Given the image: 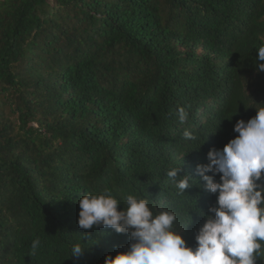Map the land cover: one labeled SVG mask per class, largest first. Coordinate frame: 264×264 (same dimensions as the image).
<instances>
[{
    "label": "trees",
    "instance_id": "1",
    "mask_svg": "<svg viewBox=\"0 0 264 264\" xmlns=\"http://www.w3.org/2000/svg\"><path fill=\"white\" fill-rule=\"evenodd\" d=\"M261 46L264 0H0V264L126 251L127 234L78 226L79 198L106 190L175 212L194 248L216 206L197 165L264 108Z\"/></svg>",
    "mask_w": 264,
    "mask_h": 264
},
{
    "label": "clouds",
    "instance_id": "2",
    "mask_svg": "<svg viewBox=\"0 0 264 264\" xmlns=\"http://www.w3.org/2000/svg\"><path fill=\"white\" fill-rule=\"evenodd\" d=\"M262 61L264 46L258 49L257 71H264ZM177 115L183 123L188 112L181 107ZM233 130L238 133L235 138L222 149H210L209 162L197 165L204 187L216 195V206L207 213L202 211L205 222L195 236L194 248L181 230L174 228L176 213L156 214L147 199L128 195L125 206L107 190L79 198L80 228L102 226L129 236L127 250L107 256L104 264H256L258 258H264V108L257 109L256 116L247 121H237ZM183 135L197 139L187 129ZM167 176L180 194L191 186V177L181 176L180 167L169 170ZM120 205L122 210H118ZM39 244V239L34 240L32 249ZM83 251L76 244L71 255Z\"/></svg>",
    "mask_w": 264,
    "mask_h": 264
}]
</instances>
